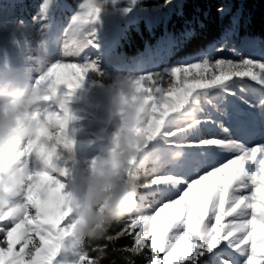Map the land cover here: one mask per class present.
<instances>
[{"label": "snow or ice", "instance_id": "obj_1", "mask_svg": "<svg viewBox=\"0 0 264 264\" xmlns=\"http://www.w3.org/2000/svg\"><path fill=\"white\" fill-rule=\"evenodd\" d=\"M63 3L66 0L40 4L39 19L48 23L37 33L40 55L28 57L24 75L34 80L51 70L61 82L75 87L85 73L102 71L99 62L84 53L99 47L96 39L104 13L96 19L90 0H80L65 25L57 20ZM109 3L115 7L120 0ZM178 4L164 0L151 12L159 16ZM123 11L131 13L133 8L126 6ZM224 11L217 8L218 13ZM192 35L193 31L183 33L185 40ZM81 36L87 47H79ZM179 45L174 36L166 38L158 58L151 61L158 70L136 77L143 86L151 85L144 88L150 90L159 118L152 126L158 135L149 155L162 163L149 166L146 160L141 165V182L148 185L138 197L142 211L116 226L115 240L104 241L114 244L130 238L131 246L122 249L127 264H135L137 257L143 264H264L260 211L264 208V41L259 54L253 55L247 49L257 47L254 38L241 37L239 22L234 21L219 41L175 66L168 65ZM67 58L80 62L65 63ZM144 63L138 61L137 67ZM61 70H75V77L61 76ZM249 91L258 92V100L247 98ZM177 118L184 119L182 127L173 124ZM181 136L186 137L184 159L179 165L171 164L168 157L181 147ZM53 176L42 173L47 196L42 199L39 191L33 194L35 207L29 209L27 220H0V264H43L60 218L62 185Z\"/></svg>", "mask_w": 264, "mask_h": 264}, {"label": "clouds", "instance_id": "obj_2", "mask_svg": "<svg viewBox=\"0 0 264 264\" xmlns=\"http://www.w3.org/2000/svg\"><path fill=\"white\" fill-rule=\"evenodd\" d=\"M90 3L96 19L108 11V0ZM78 43L84 48L88 41L81 36ZM87 78L85 73L75 87H69L50 70L21 85L0 71V220L28 219L29 209L35 207L33 194L39 191L42 199L47 196L42 173L55 174L53 179L62 185L60 218L43 264H58L65 250L74 256L69 264H100L103 256L90 258L89 246L115 240L116 226L142 211L138 197L148 185L141 182L138 170L146 160L149 166L162 163L149 155L158 135L152 126L159 118L150 90L136 78L117 76L114 104L119 125L109 136L107 153L94 157L87 168L82 166L76 146L84 117L76 114L71 103ZM145 91L149 94L142 95ZM190 118L194 121L195 114ZM184 123L183 118L173 121L177 127ZM185 142L181 136V147L170 154L169 163L183 161ZM77 179L83 184L82 194L70 187V180ZM260 211L264 219V208Z\"/></svg>", "mask_w": 264, "mask_h": 264}, {"label": "rangeland", "instance_id": "obj_3", "mask_svg": "<svg viewBox=\"0 0 264 264\" xmlns=\"http://www.w3.org/2000/svg\"><path fill=\"white\" fill-rule=\"evenodd\" d=\"M79 2L80 0H66V3L62 5L64 11L57 14L58 22L66 25L67 17L72 15L71 9ZM177 2L179 3L177 8L171 12L164 10V14L159 16L153 14L151 9L163 4L164 0H136L135 5L132 4V0H120L115 7L111 3L108 4V11L102 15V25L98 26L96 44L99 47L85 49L84 53L99 62L104 75L93 73L88 76L84 86L77 90L71 103L76 114L84 117L80 121L81 131L77 136L76 146L78 159L84 168H87L97 155L107 153L109 136L119 125L120 121L114 104L118 92L117 76L136 78L141 74L147 75L151 71L158 70L151 61L158 58L159 46L170 36L177 39L179 31L172 32L173 28L168 27L171 15L182 12L184 0H177ZM230 2L232 4L233 0ZM41 3L43 0H0V71L6 72L11 79L21 85L32 81L24 75L30 63L28 57L35 58L40 55L37 33L41 30L42 24L48 23L39 19ZM126 6L132 7L133 11L126 14L123 11ZM139 9H144V11H139ZM238 14L239 12H237V18ZM33 17L37 19L33 20ZM138 37L153 39V43L146 41L144 49L133 52L131 44ZM249 37L254 38L257 47L247 50L253 55H258L259 45L264 41V35ZM221 38L222 35L217 41ZM60 39L62 41L63 37L61 36ZM225 56L231 58L228 53H225ZM184 58L170 57L167 64L175 66ZM138 61L145 62L143 67H137ZM79 62L78 58L65 59V63ZM60 75L74 78L75 70H61ZM244 79L249 80L254 88L259 87L249 78ZM144 87L151 88V85H144ZM247 98L256 101L259 93L249 91ZM256 139L259 140L260 137ZM70 187L77 194L83 192V184L79 179L70 180ZM73 259L72 253L65 250L59 256L58 264H69Z\"/></svg>", "mask_w": 264, "mask_h": 264}, {"label": "trees", "instance_id": "obj_4", "mask_svg": "<svg viewBox=\"0 0 264 264\" xmlns=\"http://www.w3.org/2000/svg\"><path fill=\"white\" fill-rule=\"evenodd\" d=\"M219 7H224L225 11L218 13ZM234 21L239 22L241 37L264 35V0H233L232 4L230 0H184L182 12L173 13L168 23V27L173 28L172 32L179 31V34H174H177V40L180 41L179 47L171 57L183 58L205 48L217 41L224 29ZM185 30L193 31L194 35L185 40ZM146 41L153 43V39L147 37L136 38L131 44L132 51L144 49ZM131 243L130 238L121 239L114 244L96 241L89 246L88 251L92 256H103L101 264H127L128 256L122 249L131 246ZM135 264H143V261L137 257Z\"/></svg>", "mask_w": 264, "mask_h": 264}]
</instances>
